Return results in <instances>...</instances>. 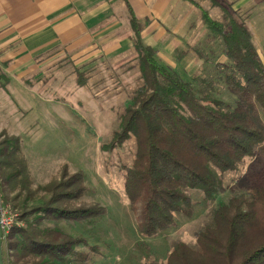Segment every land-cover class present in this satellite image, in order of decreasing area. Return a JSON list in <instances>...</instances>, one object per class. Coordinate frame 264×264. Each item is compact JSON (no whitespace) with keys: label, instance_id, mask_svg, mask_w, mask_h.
I'll return each mask as SVG.
<instances>
[{"label":"trees","instance_id":"obj_1","mask_svg":"<svg viewBox=\"0 0 264 264\" xmlns=\"http://www.w3.org/2000/svg\"><path fill=\"white\" fill-rule=\"evenodd\" d=\"M126 2L142 84L109 146L135 139L125 190L140 232L152 236L173 226L179 214L192 215V191L215 199L225 189V173L259 150L264 159V132L245 108L211 96L214 81L204 80L205 88L199 90L193 80L162 64L156 49L143 41L141 22ZM201 13L229 60V73L222 80L230 89L253 96L264 110V62L252 31L230 14L223 22L205 9ZM1 79L7 78L0 74ZM77 80L86 84L83 74ZM262 169L248 189L218 205L196 245L177 242L166 264H264ZM85 190L82 173L70 174L68 168L60 179L35 188L20 138L2 132L1 204L3 211L15 215L4 238L5 264H91L96 246L60 227L46 226L48 221L83 222L102 215L103 207L77 205Z\"/></svg>","mask_w":264,"mask_h":264},{"label":"rangeland","instance_id":"obj_2","mask_svg":"<svg viewBox=\"0 0 264 264\" xmlns=\"http://www.w3.org/2000/svg\"><path fill=\"white\" fill-rule=\"evenodd\" d=\"M202 9L219 21L227 22L230 14L244 22L264 62V0L172 2L168 13L164 10L162 16L141 22L143 41L156 49L162 64L193 80L199 90L205 88L204 80L214 81L211 96L245 108L264 132V110L256 99L230 89L222 80L229 73L225 67L229 60L222 43L204 23ZM131 41L136 49L134 30ZM137 58L138 53L124 51L114 58L88 62H76L71 55L56 56L47 62L41 78L33 76L25 81L28 84L15 78L9 92L0 86V135L6 132L20 138L34 187L60 179L68 168L70 174L80 172L84 177L86 190L77 205L104 208L102 215L83 222H46L96 246L91 264H166L177 242L196 245L199 231L212 222L218 205L248 189L263 171L259 150L224 174L225 189L215 199L194 190L191 216L179 214L173 226L152 236L142 234L125 190L126 168L135 158V139L109 146L142 84ZM77 74H83L86 84H78Z\"/></svg>","mask_w":264,"mask_h":264},{"label":"crops","instance_id":"obj_3","mask_svg":"<svg viewBox=\"0 0 264 264\" xmlns=\"http://www.w3.org/2000/svg\"><path fill=\"white\" fill-rule=\"evenodd\" d=\"M127 1L140 22L162 16L172 2L179 3ZM133 30L126 0H0L4 91L9 92L13 80L28 84L25 81L33 76L41 78L47 62L56 56L71 55L76 62H88L114 58L121 51L137 54L132 47Z\"/></svg>","mask_w":264,"mask_h":264},{"label":"water","instance_id":"obj_4","mask_svg":"<svg viewBox=\"0 0 264 264\" xmlns=\"http://www.w3.org/2000/svg\"><path fill=\"white\" fill-rule=\"evenodd\" d=\"M2 204H1V195H0V264H5L4 260V252H3V244H4V238H5V229L2 222Z\"/></svg>","mask_w":264,"mask_h":264},{"label":"built area","instance_id":"obj_5","mask_svg":"<svg viewBox=\"0 0 264 264\" xmlns=\"http://www.w3.org/2000/svg\"><path fill=\"white\" fill-rule=\"evenodd\" d=\"M2 222L5 229V235L9 232L14 223V217L9 216L5 211L2 212Z\"/></svg>","mask_w":264,"mask_h":264}]
</instances>
